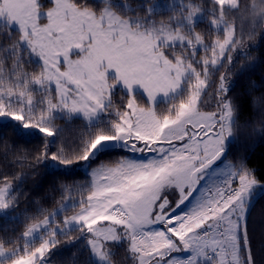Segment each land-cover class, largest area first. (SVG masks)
Returning <instances> with one entry per match:
<instances>
[{
  "label": "rangeland",
  "instance_id": "rangeland-1",
  "mask_svg": "<svg viewBox=\"0 0 264 264\" xmlns=\"http://www.w3.org/2000/svg\"><path fill=\"white\" fill-rule=\"evenodd\" d=\"M103 1L106 3L97 12L80 7L73 0H0V28L19 32L16 41L0 52V112L4 113L0 122L16 121L12 113L22 112L23 123L32 124L41 115L48 114L45 123L53 128L57 117H79L94 123L103 121L102 115L109 108L107 113L115 118L114 132L98 134L87 159L90 161L101 151L115 148L120 149L118 163L83 164L92 187L83 203L90 207L92 218L83 233L97 264H113L109 251L122 240L136 255L137 264L188 263L193 256L198 258L199 251L204 250L202 254L206 250L214 251L198 236L200 228L208 223V220L201 221L200 215L216 206L215 200L211 202L206 196L211 182L218 183V179L224 178L238 182L243 199L235 200V209L223 225L225 236L221 239L234 238L238 258L235 262L242 264L236 225L239 223L243 234L246 211L260 188L256 184L251 194L243 191L246 176L236 175L226 158L199 175L198 189L180 214L161 224L155 223L162 203L168 200L167 207L164 204L168 211L184 198L192 188V171L222 148L221 135L214 134L218 119L212 111L199 108L201 93L206 87L203 79L194 80L191 84L194 90L174 116L161 117L156 113L157 105L169 101L180 91L183 82L195 74L192 63L183 56L172 58L166 49V46L188 44L191 37L167 25L142 26L140 16L122 15L113 9L110 0ZM215 1L230 8L237 7L239 2ZM171 2L175 0H152L149 8L166 9ZM180 2L187 5L186 1ZM188 14L186 22L190 25L203 16L200 10L193 9ZM212 21L225 32L211 53L210 62L215 64L233 43L235 28L222 14ZM193 42L192 48L200 45L199 40ZM5 60L18 65V70L15 66L11 71L5 69ZM118 89L127 93V97L113 103L119 96ZM222 111L224 133L230 136L233 114L227 99L223 100ZM16 122L23 127L21 122ZM26 130L41 133L38 128ZM184 150L189 154H184ZM5 184L11 185L9 197H14L15 184L8 181L0 187ZM15 203L16 200L0 213L11 211ZM75 204L76 200H65L48 213L55 212V224H61L66 215L80 211V206ZM76 227L79 226H65L63 231ZM56 231L60 234L61 229ZM88 232L92 235L88 236ZM40 237L41 233L36 232L27 243L38 242ZM24 244L23 237V244L18 247L23 249ZM10 250L0 245V251ZM0 264L8 261L0 260ZM212 264L220 262L213 260Z\"/></svg>",
  "mask_w": 264,
  "mask_h": 264
},
{
  "label": "trees",
  "instance_id": "trees-1",
  "mask_svg": "<svg viewBox=\"0 0 264 264\" xmlns=\"http://www.w3.org/2000/svg\"><path fill=\"white\" fill-rule=\"evenodd\" d=\"M73 1L80 7H90L97 12L106 3L103 0ZM180 1H186L187 5ZM151 2L152 0H110L109 4L122 15L140 16L142 26L167 25L191 37L190 44L166 46V49L172 58L183 56L185 61L192 63L195 74L183 82L180 91L169 101L158 104L156 113L161 117L174 116L194 90L191 84L195 83L196 78L203 79L206 85L201 93L199 108L212 111L218 119V125L223 116V100L229 101L233 119L230 136L226 135V159L233 165L236 175L254 177L260 188L252 197L244 217L243 232L246 227V239L243 248H239V256L242 264L246 259H249V264H264V0H239L235 8L219 5L215 0H175L166 9L160 7L150 10ZM190 9L200 10L203 14L201 19L193 21V25L186 22L185 15L189 16ZM220 14L234 24L235 38L225 56L221 60L216 59L213 64L210 62L211 53L225 36L224 30L214 26L212 21L220 18ZM18 34L17 31L0 28V52L12 45ZM198 40L200 45L192 48L193 41ZM24 59L28 60L27 57ZM28 63L29 61L27 65L30 66ZM14 66L10 60L4 61L5 69L11 71ZM15 67L18 70V65ZM24 67L28 69L26 65ZM117 94L119 96L113 103L127 97L122 89H118ZM106 110L109 112L108 107ZM107 112L102 115L103 121L94 123H87L79 117H57L56 134L52 137L26 130L13 120L0 122V140L6 139L12 145L6 149L4 144H0V185L13 182V194L16 198L11 211L0 213L2 247L14 249L21 246L23 232L42 211L48 213L65 200H76L75 207L80 206L81 201L85 203L92 187L84 163L91 166L118 163L120 149L115 148L101 151L90 161L87 159L95 137L114 132L112 123L115 118L112 113ZM45 144L47 149L44 148ZM24 150L27 151L26 159ZM46 150L49 158L40 162L33 159L38 152ZM54 153L60 160L50 159ZM61 160L69 163H61ZM62 192L65 193L64 199L61 198ZM209 199L212 202L214 198ZM164 204L167 207V199ZM210 222L212 221L208 220L206 224H212ZM210 231L208 238L218 234L217 229L210 228ZM64 232L67 235L59 237L60 244L46 258L47 264H97L85 243V234L79 227ZM80 235L82 236L79 238ZM231 256V252L222 257L216 254L210 260L201 258L181 264H212L213 260H218L221 264L223 258L226 264L229 261L237 264L236 259ZM109 258L113 264H137L136 255L125 240L111 246Z\"/></svg>",
  "mask_w": 264,
  "mask_h": 264
},
{
  "label": "snow or ice",
  "instance_id": "snow-or-ice-1",
  "mask_svg": "<svg viewBox=\"0 0 264 264\" xmlns=\"http://www.w3.org/2000/svg\"><path fill=\"white\" fill-rule=\"evenodd\" d=\"M4 113L0 112V116H3ZM12 118L16 121H19L22 123L23 127L25 129L28 128H38L41 133L45 135V137H52L56 134L55 128H53L51 125H48L45 123V120L48 119V114H43L39 117L37 122L35 124L32 123H23L25 120V117L23 113L15 114L12 113ZM0 144H4L5 148H11V144L6 140H0ZM44 148L47 149V145H44ZM25 151L24 158H27V151ZM48 157V151L44 152H38L36 155L33 156V159L40 162L43 159H47ZM50 159L52 160H60V157L57 154L51 155ZM61 163H69L68 161H60ZM243 179L246 180L245 187L243 191H247L249 194L252 193V190L254 186H256V181L254 177H244ZM235 186L238 182L235 180V182H232ZM11 188V185L5 184L3 187H0V197H3V199H0V211L6 210L12 206V203L15 202V197H9V189ZM233 191H235V188H233ZM229 197H232V193H227ZM61 198H65V193L62 192ZM239 199L242 201L243 196L242 194H237V196L231 200H225L223 205L220 206H214L210 211L206 213H202L200 215L201 221L209 220L212 221V224H206L205 227H210L214 229H220L223 227V225L227 224L228 221L231 219V215L229 214L231 210L235 209V200ZM37 203H39V200H37ZM63 207V205H61ZM91 209L90 207L83 204L81 201L80 203V211L72 216H65L63 218V222L61 224H55V216L56 213H46L44 211L41 212L39 216H37L33 223L29 224L26 228V231L23 233V237L25 239V244L23 246V249L17 247L15 249H12L8 252L0 251V260H7L8 264H44L46 258L48 255L53 251V249L57 248L60 244L59 237L61 235H67L63 231V228L65 226H70L72 224H76L79 226L81 231H83L88 226L89 220L92 218L90 215ZM171 215H175V213H172ZM107 223L106 221L104 222ZM99 227H103L104 225H98ZM60 228V235H58L56 229ZM237 228V235L236 240L239 242L240 247L243 248L244 241L246 239V227L244 229V233L240 234V226L239 223L236 225ZM36 232L41 233L40 240L38 242H34L33 244L29 245L27 243L28 239ZM223 231L219 232L218 235H223ZM88 236H91L92 233L88 232ZM73 242V241H72ZM201 242H197L199 245ZM221 245L225 244V241L219 242ZM210 255L215 258V255L213 253H210ZM210 264V262H209ZM221 264H225V261L222 259ZM244 264H249V259H246Z\"/></svg>",
  "mask_w": 264,
  "mask_h": 264
},
{
  "label": "water",
  "instance_id": "water-1",
  "mask_svg": "<svg viewBox=\"0 0 264 264\" xmlns=\"http://www.w3.org/2000/svg\"><path fill=\"white\" fill-rule=\"evenodd\" d=\"M219 121L220 123L218 127L215 129L214 134L221 135L222 148L212 158L202 163L201 165H199L192 171L191 176H190L192 188L189 191V193L184 198H182L171 210L167 212H160L159 215L155 217L156 224H161L175 217L186 206V204L190 201L191 197L197 191L198 186H199V180H198L199 175L203 173L204 171L208 170L209 168L215 166L216 164H218L219 162H221L222 160L226 158L227 152H228L227 139H226V135L223 129L222 118H220ZM172 213H175V215H171ZM81 236L82 235H80L79 238ZM44 264H47L46 261L44 262Z\"/></svg>",
  "mask_w": 264,
  "mask_h": 264
},
{
  "label": "crops",
  "instance_id": "crops-1",
  "mask_svg": "<svg viewBox=\"0 0 264 264\" xmlns=\"http://www.w3.org/2000/svg\"><path fill=\"white\" fill-rule=\"evenodd\" d=\"M227 166H228V168H230V165H227ZM211 183L212 184H211V186L209 188L216 189L217 188V186H216L217 185V181H215L214 183L212 181ZM172 225H175V222H173ZM186 229L191 230V228H186ZM202 239H205V244H207L208 247H213L214 248V252H216V254H220L221 257H222L223 255H227V254H229V252H231V255H232L231 257H233L234 260H235V258L237 260V253H235V251L237 250V246L235 244V240H234L233 237L229 238V236H226V239L224 240L226 243L223 244V245H221L219 243L220 241H223V240L220 238V236L217 233L215 235H213L211 238H202ZM207 249H209V248H207ZM208 251L209 250H206L205 253H203L204 255L202 254V252H204V250L202 252L199 251L198 254H197L198 258H196V259H201L199 256H204L206 258V253ZM196 259H195V256H193L192 260L195 261Z\"/></svg>",
  "mask_w": 264,
  "mask_h": 264
},
{
  "label": "built area",
  "instance_id": "built-area-1",
  "mask_svg": "<svg viewBox=\"0 0 264 264\" xmlns=\"http://www.w3.org/2000/svg\"><path fill=\"white\" fill-rule=\"evenodd\" d=\"M234 180H230V181H225V180H221L219 182V187L216 191H212L209 190L208 191V196L209 197H214L216 200V203L219 205H222L224 203V201L227 200H231L233 198H235L237 196V194L240 193V188L239 185L236 184L235 186L233 185ZM235 182V181H234ZM233 188H235V191H233ZM227 193H232V197H229L227 195ZM218 232L222 231V228L217 229ZM210 228L209 227H205V225L201 228L200 231V235L201 236H209L210 234ZM208 257H213L212 255H210V253H208Z\"/></svg>",
  "mask_w": 264,
  "mask_h": 264
}]
</instances>
